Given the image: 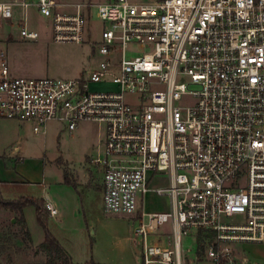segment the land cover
I'll list each match as a JSON object with an SVG mask.
<instances>
[{
	"label": "built area",
	"instance_id": "1",
	"mask_svg": "<svg viewBox=\"0 0 264 264\" xmlns=\"http://www.w3.org/2000/svg\"><path fill=\"white\" fill-rule=\"evenodd\" d=\"M70 7L0 2V29L17 26L28 41L40 39L30 10L56 43L91 40L93 10L101 22L93 59L73 79L16 77L0 47V120L35 123L37 134L49 122L70 132L82 122L102 128L92 164L103 209L132 217L143 264H186L187 237L213 264H251L238 246L264 244V0ZM158 178L164 185L152 187ZM149 193L169 209L146 212ZM45 207L58 216L54 203Z\"/></svg>",
	"mask_w": 264,
	"mask_h": 264
},
{
	"label": "rangeland",
	"instance_id": "2",
	"mask_svg": "<svg viewBox=\"0 0 264 264\" xmlns=\"http://www.w3.org/2000/svg\"><path fill=\"white\" fill-rule=\"evenodd\" d=\"M57 1L69 4L68 9L71 10L70 4L104 3L109 0ZM92 14L90 26L94 36L82 45L54 42L46 22L37 15L35 10L29 11L28 23L32 29L40 33L38 41L23 40L17 26L4 25L0 29V47L7 52L11 64L16 63L31 72L39 71L35 75L14 76L62 80L80 77L93 59L90 43L99 38L101 29V22L97 19L95 10ZM10 33H12V39L6 42L5 35ZM97 59L100 58L97 56ZM47 71L48 74H46ZM18 123H20L19 126L0 121V180L11 177L14 180L19 178L30 182L32 187L27 189V194L37 200H45L46 193L53 197L55 194L64 196L63 188L57 185L60 164L64 171H70L80 178L77 188L85 202V210L81 199L78 207L79 216L75 214V211L70 213L63 207V213L65 212V215L70 213V215L65 218L63 225L50 217L47 221L49 231L56 232L64 242L75 245L76 251L73 249V253L79 263L85 264L93 260L98 264H143L131 242L134 224L132 217L108 215L103 209L102 174L92 164V160L99 155V147L101 149L102 146V128L94 123L82 122L75 131L70 132L65 124L49 122L45 132L37 134L33 129L35 123L27 121ZM17 150H21V155H17ZM19 157L22 161H19ZM88 174L91 178L90 182H86L84 178ZM43 180L46 184L45 189L39 186ZM163 185L164 180L158 178L152 187ZM12 189L4 186L3 195L9 199L17 198L18 191ZM65 202L64 200L61 204ZM144 203L146 212H164L169 207V201L166 198L153 193L145 196ZM60 207L62 211V205ZM15 215L18 217L16 212L14 214L10 210L0 209V264H14L15 256L22 252H25L21 257L23 260H33L32 252H29L22 243L24 237L21 228L13 222ZM237 219L231 218L233 221ZM224 221L230 222L227 219ZM38 226L45 234L39 222ZM35 238H37L36 233ZM248 244L239 246L244 247ZM184 250L186 264H209L203 253H197L193 237L185 238Z\"/></svg>",
	"mask_w": 264,
	"mask_h": 264
},
{
	"label": "crops",
	"instance_id": "3",
	"mask_svg": "<svg viewBox=\"0 0 264 264\" xmlns=\"http://www.w3.org/2000/svg\"><path fill=\"white\" fill-rule=\"evenodd\" d=\"M3 1L8 2V1H12V0H3ZM3 1H0V2H3ZM132 1L139 3V4H144V3L152 2L154 0H132ZM60 4L69 6V4H65V3H60ZM70 5H75V4H70ZM10 66H11V71H12L13 75H23V74L35 75V74L39 73V71H37V70H34L32 72L25 70L23 67H21L20 65H18L16 63L11 64V62H10ZM46 74H48V71L46 72ZM0 121L10 122V123H13L17 126L20 125V123H18L16 121H7V120H0ZM44 132H45V130H44ZM17 152H18L17 155H21V150H17ZM18 159H19V161H22L21 157H19ZM59 168H60V171L58 170L57 185H61L60 188H63L62 191L64 192V196H60L58 194H55V196L53 197V196L48 195L46 193L45 194V198H46L45 201L49 200L52 203H54V205L58 209L59 214L57 217L52 218V219H55L57 223H59L60 225H63L65 223V218L66 217L68 218L70 213H72L73 211H75V214H77L78 216L80 215V211L78 210V207H79V200L80 199L82 200V195L80 194V192L77 188V186L79 185L78 180L80 178L77 175L75 176L73 173L68 171L69 180L74 184L75 187L72 185H68L65 183V178H64V172H65L64 170L65 169L62 166H60V164H59ZM16 178L17 177H15V179ZM84 178H85L86 182H90V180H91L89 174L85 175ZM3 179L4 180H2V179L0 180L1 191L3 190V187L5 186V188H8V189H12V188H13L12 190L15 189V191H18V194H19V196L17 198L9 199V198H6L2 192V195H3L5 200L9 199V201H15V200H19L21 198L29 197L28 195H30V194H27L28 193L27 189L32 187V184L30 182L23 181L19 178L14 180L11 177L3 178ZM76 179H77V181H76ZM39 186H42L45 189V186H46L45 181L43 180L39 184ZM64 200L66 202L61 204L62 201H64ZM84 204H85V202H84V200H82V207L85 210ZM60 205H62V211L60 210L61 209ZM63 207H65L66 210L70 211L69 215L68 214L65 215V212L63 213V211H64ZM168 209H169V207H168ZM13 213L15 214V212H13ZM85 213H86V211H85ZM23 215H24V218L26 221L27 230L29 231L30 236H31V240H32V243L29 245L30 247H32V249H29L28 251L32 252L33 260H23L21 257H22V254L24 255L25 252H22L19 255L17 254L15 256V258H14L15 263L14 264H43V261L45 260V256L43 254H40L36 257L33 256L34 251L37 250L38 247H40L45 241V234L41 232V229L38 226V222H37V218H36L37 217L36 216V210L34 207H31V206L26 207L23 210ZM16 217L17 216L15 215V217L13 218L14 223L16 222ZM35 233L37 234V238H35ZM53 234L56 237V239L60 242V244L65 248V250L70 254L73 262L76 264H82L76 260V258H75L76 256L73 253V249H75V251H76L75 245L69 244V242H67V241L64 242L60 238V236H58V234L56 232H54ZM238 253L241 257H247L251 264H264V244H248V245H244V247L238 246ZM207 261L209 262V264H213L211 261H209V260H207ZM202 262H203V260H202Z\"/></svg>",
	"mask_w": 264,
	"mask_h": 264
},
{
	"label": "trees",
	"instance_id": "4",
	"mask_svg": "<svg viewBox=\"0 0 264 264\" xmlns=\"http://www.w3.org/2000/svg\"><path fill=\"white\" fill-rule=\"evenodd\" d=\"M65 183L74 186V184L69 180L68 172H64ZM75 187V186H74ZM45 200H37L31 197L21 198L15 201L5 200L1 187H0V209H7L18 214L16 217L15 225L19 226L23 233V245L26 246L27 250L32 249L29 245L32 243L31 236L27 230L26 221L23 215V210L26 207H34L36 210L37 220L39 224L43 227L45 231V241L34 251L33 256L36 257L40 254L45 256L43 264H76L73 262L70 254L65 250V248L60 244L56 237L48 229L47 221L50 218L49 212L45 207ZM85 264H98L93 260Z\"/></svg>",
	"mask_w": 264,
	"mask_h": 264
}]
</instances>
